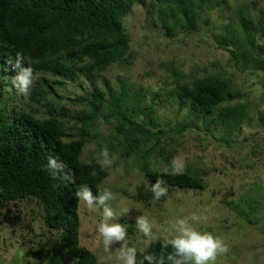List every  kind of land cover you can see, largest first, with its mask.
Listing matches in <instances>:
<instances>
[{"label": "rangeland", "instance_id": "obj_1", "mask_svg": "<svg viewBox=\"0 0 264 264\" xmlns=\"http://www.w3.org/2000/svg\"><path fill=\"white\" fill-rule=\"evenodd\" d=\"M144 1L145 7L135 3L122 18L129 40L126 59L98 69L88 57L73 54L66 62L73 67L70 75L34 72L37 79L27 95L12 84L19 70L5 75L0 101L5 120L22 113L56 118L67 141H82L84 162H98L107 146L113 163L102 167L106 176L99 191L107 187L114 193L108 203L127 229L129 246L145 247L135 226L139 215H146L154 233L165 238L178 218H186L228 246L215 264H264V69L238 70L220 45L224 25L238 23L241 8L251 27H261L264 0H213L211 10L200 9L198 30L171 24L167 30L153 8L160 0ZM195 1L198 6L200 0ZM255 55L264 59V47ZM204 76L220 77L229 88L213 118L195 116L175 91ZM115 103L139 126L130 137L122 132ZM174 157L202 186L163 183L167 194L154 200L155 182L146 174L169 172ZM122 208L130 210L120 217ZM102 213V207L89 211L78 202L79 244L96 256V264H118L120 243L105 250L96 231ZM193 215L199 221H192ZM59 240L36 198L0 208V264H74ZM52 247L61 255H54Z\"/></svg>", "mask_w": 264, "mask_h": 264}, {"label": "trees", "instance_id": "obj_2", "mask_svg": "<svg viewBox=\"0 0 264 264\" xmlns=\"http://www.w3.org/2000/svg\"><path fill=\"white\" fill-rule=\"evenodd\" d=\"M135 3L147 5L144 0H0V101L5 75L11 76L13 69L19 70L14 64L18 51L25 56L24 66L30 62L34 72L56 76L72 73L73 67L66 62L72 61L73 54L80 59L88 57L90 65L98 69L126 59L129 40L122 18ZM214 5L213 0H200L198 6L195 0H160L153 8L158 10L167 30L170 24L174 28L198 30L200 14ZM201 8L203 11L198 14ZM243 11L244 8L239 11L238 23L224 25L220 45L229 53V63H234L238 70L264 69V59L255 55L264 47V21L260 28L251 27ZM76 47L81 48L78 54ZM228 89L224 79L204 76L179 85L175 91L182 95L181 100L195 116L213 118ZM113 107L124 135L130 137L132 131L139 130L132 113L123 111L117 103ZM149 123L153 124V117ZM64 135L62 124L56 118L22 113L7 121L0 109V208L18 199L36 198L42 204L45 223L58 231L59 242L73 257L74 264H96V256L79 244V201L75 192L81 185H87L98 195L106 171L98 162L82 161V141H67ZM48 156L63 162L72 180L50 175L44 168ZM93 170L95 176L90 175ZM167 173H148L146 178L170 186H202L200 178L193 173L178 176ZM51 250L57 256L62 253L57 248ZM161 250L159 240L152 241L148 248L157 254ZM164 251L166 254L171 249ZM142 259L138 251L137 264Z\"/></svg>", "mask_w": 264, "mask_h": 264}, {"label": "clouds", "instance_id": "obj_3", "mask_svg": "<svg viewBox=\"0 0 264 264\" xmlns=\"http://www.w3.org/2000/svg\"><path fill=\"white\" fill-rule=\"evenodd\" d=\"M14 64L19 69V72L13 78L12 84L18 93L27 95L37 76L30 66V62L28 66H24L25 56L22 52H16ZM97 159L102 167L110 166L113 163L107 146L98 154ZM44 168L54 178L72 180L70 172L65 171L66 165L54 156H48ZM184 172V161L179 157H174L171 161L170 171L167 174L178 176L183 175ZM90 175L95 176V170ZM162 185L163 182L160 180L152 184L151 191L154 200H159L167 194V188ZM75 197L89 211H96L100 207L103 208L102 218L96 226V231L99 237L102 238L105 250H110V245L120 243L116 257L118 264H137L138 250L136 247L129 246L126 243L127 229L123 224L117 222V213L113 211L108 203L115 199L114 193L105 187L102 191H99L98 195H94L89 186L81 185L77 188ZM129 210V208H122L120 217L126 215ZM199 219L196 215L191 217L192 221H199ZM135 226L145 238V247L139 249V252L143 255V259L139 264H144L145 261L147 264H215L218 255L226 254L229 251L222 238L215 236L209 231L198 229L186 218H178L169 230L170 235L166 238L154 233V224L150 222L146 215L137 216L135 218ZM153 240L161 241L162 250L159 254L148 251ZM169 248L171 251H167L165 254L164 250Z\"/></svg>", "mask_w": 264, "mask_h": 264}]
</instances>
